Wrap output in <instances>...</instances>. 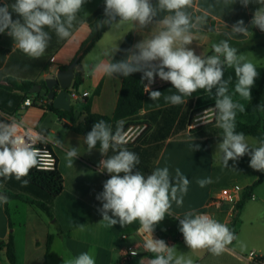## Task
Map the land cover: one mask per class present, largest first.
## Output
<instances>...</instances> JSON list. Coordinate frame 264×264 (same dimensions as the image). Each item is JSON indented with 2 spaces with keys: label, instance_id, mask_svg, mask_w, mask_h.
<instances>
[{
  "label": "crops",
  "instance_id": "1",
  "mask_svg": "<svg viewBox=\"0 0 264 264\" xmlns=\"http://www.w3.org/2000/svg\"><path fill=\"white\" fill-rule=\"evenodd\" d=\"M6 2L11 4L14 0ZM3 3L5 0H0V5ZM104 7L105 0H87L71 30V36L59 39L54 32H50L49 47L39 59L30 58L15 48L12 37L4 33L0 39V81L7 82L11 79L17 84L28 81L45 87L43 83L48 78L72 64L81 45L90 35L91 23L98 16L104 15ZM258 7L260 5L254 3L244 7L239 0H228L227 4L225 0H193L192 7L188 9L193 17L205 12L208 16L206 23L198 28L201 31L192 32L193 42L188 47L197 55H212V45L217 43L216 36L227 34L234 42L259 45L249 51L264 53V32L251 26L253 14ZM12 15L14 20L19 18L15 13ZM241 19L250 27L246 36L231 32L232 25ZM151 28L150 25L138 32L131 23H125L120 29L110 28L83 58L81 66L84 81L78 92L80 95L88 93V96H80V99L72 101L78 113L82 112L85 105L83 100L93 97L92 113L114 116L122 80L94 71V68L98 64L109 62L105 52L114 47L119 49L129 33L134 35V45L148 38ZM117 52L113 53L112 59ZM256 69L259 76L255 86L259 87L264 81V65L256 66ZM229 77V94L233 95L235 102L243 104L246 108L250 101L234 93V69L226 67L224 79L228 80ZM99 86L100 93L95 95ZM151 90L160 91L161 98L152 101L148 93L139 113L122 120L127 139L125 147L138 154L140 164L136 170L145 175L158 167H168L173 176L176 169H179L190 181L188 191L183 196V205L177 207L173 203L170 209L172 215H166L155 225L153 238L164 240L168 246H174L176 255L183 254L186 258H191L193 264H248L244 257L251 251H255L264 260V182L253 191V197L245 202L236 222L237 204L225 202L222 205L217 219L232 228L237 237L224 252L215 255L207 249L191 250L186 245L183 234L179 231V219L190 210L196 213L203 211L211 198L219 195L223 189L235 185L243 188L239 202L245 189L257 180L259 171L249 167L248 155L236 162L230 160L229 167H224L217 152L218 143L209 142V139L222 137L220 129L216 126L215 89L212 93L197 90L191 97L185 98L184 104L176 106L163 98L176 92L170 82L161 81L156 77ZM17 93L20 94L0 89V120L8 121L17 117L23 125L37 130L42 135L46 134L43 135L45 143L57 157L64 188L53 202L54 220L44 217L43 212L20 200L10 199L7 203H0V244L6 241L10 234L13 235L15 264H67L82 252L92 254L96 264H147L148 260L154 258V254L148 251L134 257L130 262H122L124 252L132 243L150 238L149 234L141 230L139 221L123 227L119 224L108 226L107 221H102L99 211L102 202L96 197L103 192V184L110 178V174L101 172L98 167L99 161L106 157L102 156L99 148L88 152L84 136L64 128L58 116L48 110L49 99L37 100V95L32 94L28 98L34 105L25 107L23 103L27 98L15 103L11 97ZM200 116L205 118L204 122L197 120ZM262 117L264 118V111ZM259 118V114L244 111L237 112L236 121L255 124ZM246 138L250 145H257L258 141L252 142V137ZM57 140L62 144L57 143ZM192 143L199 144V150L192 151ZM71 147L77 148L79 156L74 159L73 167H68L66 153ZM112 154L110 150L108 155ZM233 165L235 169L232 168ZM207 177H211L213 183L201 188L197 180ZM125 234L128 236L126 239L123 238ZM49 235L54 238L50 254L46 257ZM0 264H10L1 251Z\"/></svg>",
  "mask_w": 264,
  "mask_h": 264
},
{
  "label": "clouds",
  "instance_id": "2",
  "mask_svg": "<svg viewBox=\"0 0 264 264\" xmlns=\"http://www.w3.org/2000/svg\"><path fill=\"white\" fill-rule=\"evenodd\" d=\"M235 2V0H234ZM240 4H258L260 7L253 14L252 27L264 32V0H239ZM87 0H14V3L0 5V34L6 33L14 40V46L26 56L39 59L51 40L50 32L59 39L69 38L72 29L83 11ZM228 3V0H225ZM193 0H105V19L98 21L97 28L108 25L111 29H120L125 23H131L138 32L152 26L148 38L134 44L126 50V58L113 62L112 55L116 47L105 52L109 62L98 64L94 71L107 76L129 77L133 73H142L141 82L152 101L159 100L160 91L151 90L156 77L170 82L176 90L174 94L164 96L171 105H182L186 97H191L197 90L212 93L215 89L216 126L222 130V137L217 145L224 167L228 162L238 161L245 155L250 157L249 167L264 172V139L250 145L244 133L236 131L237 112H244L245 106L233 100L229 94L228 80L224 79L225 68L234 69L236 83L234 93L250 101L251 89L259 76L256 66L247 60L238 49L227 40L212 45V55H197L188 47L193 42L192 30L206 23L208 13L193 17L188 11ZM13 13L19 18L13 19ZM161 13H166L162 18ZM155 29L154 31H152ZM236 35H247L249 27L238 20L231 27ZM204 117L197 120L204 122ZM15 119L0 121V178H15L23 186L29 181L24 179L33 168L43 164L48 155L45 148L37 147L45 143V137L32 129H23ZM57 143H61L57 140ZM62 144V143H61ZM87 151L99 145V151L106 157L99 161V170L110 174L103 184V192L97 195L102 202L99 209L102 221L108 226L119 224L121 227L139 221L141 230L149 234L144 242V249L154 254L147 264H193L191 258L183 254L176 255L175 247L168 246L164 240L154 239L155 225L166 215L171 216L173 203L183 205V196L187 193L189 179L176 169L175 176L168 167H158L145 175L137 169L140 164L138 154L125 147L124 121H118L115 129L99 120L84 137ZM200 145L192 143V151ZM112 155H108L109 151ZM79 156L77 148L71 147L66 153L68 167ZM235 169V165L232 167ZM123 174V175H121ZM213 183L211 177L198 179L203 188ZM7 197L0 194V203H7ZM179 231L183 234L186 245L191 250L207 249L212 254L220 255L233 240L235 234L227 225L207 214H198L190 210L179 219ZM137 256L136 250L131 251ZM67 264H96L89 252H82Z\"/></svg>",
  "mask_w": 264,
  "mask_h": 264
},
{
  "label": "trees",
  "instance_id": "3",
  "mask_svg": "<svg viewBox=\"0 0 264 264\" xmlns=\"http://www.w3.org/2000/svg\"><path fill=\"white\" fill-rule=\"evenodd\" d=\"M155 2V0H153ZM166 13H161L159 18H162ZM105 19L104 15L98 16L90 25L91 32L89 37L81 45L75 59L74 72L75 78L73 81V88L79 90L83 85L84 81V71L81 66L83 58L95 47L97 42L103 37V35L110 29L108 25H104L100 29L97 28L98 21ZM250 30V27H249ZM201 30H192L193 33L200 32ZM4 34V33H3ZM3 34H0V39ZM217 43L221 40H227L232 47L238 49V54L252 50L259 45H250L234 42L227 34H220L216 36ZM134 35L129 33L122 45L120 46L118 52L113 58V62L120 61L126 58V50L133 46ZM64 67L63 69H67ZM226 69V68H225ZM142 73L137 72L131 74L129 77L116 76L122 80V88L120 91L119 99L115 114L113 117L102 116L94 114L91 111V104L93 97L85 98L83 101L85 103L83 110L79 115H76V107L72 105L71 111H64L54 108L53 104L50 102L47 104L49 111L55 113L59 120L62 122L65 129L73 131L77 134L83 135L91 131L92 126L96 121L104 120L112 127L121 120H125L136 116L143 107V102L145 97L148 95L145 92L144 84L146 82H141ZM8 86H1L0 89H5L10 92H19L20 94H14L11 96L15 103L24 101L26 98L32 95L31 88L35 85L33 82L24 81L21 84H17L14 80H7ZM45 86V83H43ZM100 86L96 90L95 95L100 93ZM251 100L249 105L245 108L246 113L259 114V121L255 124H246L241 121H236V131L242 132L246 137H253L258 142L264 139V118L262 117V112L264 111V81L259 87H254L251 89ZM45 98L41 95H37V100H44ZM81 116H84L81 119ZM3 121V120H0ZM46 136L45 133H43ZM220 138L209 139L210 143H219ZM43 146V143H40ZM96 148H99L97 145ZM257 180L249 187H247L243 193L241 200L237 204V217L242 211L245 202L251 199L253 196V191L264 182V172H258ZM29 183L27 186H23L20 181H17L14 177L11 179L0 178V191L7 197V200L15 199L34 206L36 209L43 212L49 219L54 220L55 215L53 212V202L54 200L63 192V177L58 167L54 171L39 170L33 168L29 175L25 177ZM7 215L9 216L7 208H5ZM10 225L11 222L9 221ZM235 227V226H234ZM232 231V228L230 229ZM62 232V230H60ZM53 235L48 236L46 257L50 254L51 246L53 243ZM0 251L4 253L6 259L10 264L16 263V253H15V242L12 234L6 241L1 242Z\"/></svg>",
  "mask_w": 264,
  "mask_h": 264
},
{
  "label": "built area",
  "instance_id": "4",
  "mask_svg": "<svg viewBox=\"0 0 264 264\" xmlns=\"http://www.w3.org/2000/svg\"><path fill=\"white\" fill-rule=\"evenodd\" d=\"M148 82L146 81L145 84H147ZM71 96V102L74 100H78L80 99V96H88V93H85L83 95H80V93L78 92V90H75L72 87L68 90ZM49 103L52 101H48ZM24 106L25 107H31L34 105V102L30 99L27 98L24 101ZM12 119L17 120L18 122H20L19 118L17 117H12ZM21 123V122H20ZM22 124V123H21ZM23 129H29L30 127H27L25 125H23ZM35 132H38L37 130L30 128ZM39 133V132H38ZM37 147L40 148H45L47 150L48 155L45 157L43 164H41L40 166L37 167V169L39 170H47V171H54L57 167H58V160L56 155L54 154V152L52 151V149L46 144L43 143V146H40V143H38L36 145ZM243 192V188L239 185H235L231 188H226L223 189L219 195L211 198L207 204L205 205V208L203 211L198 212V214H207L208 216L217 219V214L220 212V209L222 207V205L225 202H230L234 205L238 204V200H239V196L241 195V193ZM232 216V215H231ZM231 221L233 219V216L230 218ZM230 221V222H231ZM231 229V228H229ZM233 232V229H232ZM128 236L125 234L123 235V238L126 239ZM144 242L145 240L143 239L142 241H138V242H134L132 243L127 250L124 252L123 257H122V262L126 263V262H130L134 257L139 256L140 254H142L143 252H145L146 250L144 249ZM132 250H136L138 255L137 256H132L131 255V251ZM245 260L248 264H264V260L261 259L260 256H258V254L255 251H251L248 255H246Z\"/></svg>",
  "mask_w": 264,
  "mask_h": 264
},
{
  "label": "water",
  "instance_id": "5",
  "mask_svg": "<svg viewBox=\"0 0 264 264\" xmlns=\"http://www.w3.org/2000/svg\"><path fill=\"white\" fill-rule=\"evenodd\" d=\"M75 78L74 63L67 69L58 70L57 74L48 78L45 81V87L41 85H34L31 88V93L35 95H41L44 98L52 101L54 108L64 111L72 110L71 96L69 89L73 85ZM0 85H8L5 81H0ZM79 115L78 111L75 112ZM84 116H81L83 119Z\"/></svg>",
  "mask_w": 264,
  "mask_h": 264
},
{
  "label": "rangeland",
  "instance_id": "6",
  "mask_svg": "<svg viewBox=\"0 0 264 264\" xmlns=\"http://www.w3.org/2000/svg\"><path fill=\"white\" fill-rule=\"evenodd\" d=\"M243 54L248 61L252 62L255 66H263L264 65V53L262 51H246L241 53ZM238 95V94H237ZM76 104V103H74ZM220 132L222 133V130L220 129ZM252 142H256L257 140L253 137L251 138ZM258 146V143H257ZM264 190V187H263ZM43 216L46 217V215L43 213ZM48 218V217H47Z\"/></svg>",
  "mask_w": 264,
  "mask_h": 264
}]
</instances>
